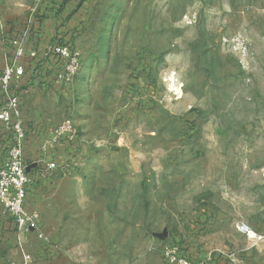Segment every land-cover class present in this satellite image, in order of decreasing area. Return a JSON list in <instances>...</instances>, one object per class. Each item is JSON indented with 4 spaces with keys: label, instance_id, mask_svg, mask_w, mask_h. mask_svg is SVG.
I'll use <instances>...</instances> for the list:
<instances>
[{
    "label": "rangeland",
    "instance_id": "rangeland-1",
    "mask_svg": "<svg viewBox=\"0 0 264 264\" xmlns=\"http://www.w3.org/2000/svg\"><path fill=\"white\" fill-rule=\"evenodd\" d=\"M31 6L0 1V73H28L0 88V111L18 98L33 150L55 144L28 164L49 246L0 211L1 264L24 251L34 264H166L171 242L201 264L246 254L238 223L264 231V0H76L49 44L80 53L69 84L49 47L39 75L18 53L41 37ZM67 119L77 137L59 142ZM12 144L0 122V162Z\"/></svg>",
    "mask_w": 264,
    "mask_h": 264
},
{
    "label": "built area",
    "instance_id": "built-area-1",
    "mask_svg": "<svg viewBox=\"0 0 264 264\" xmlns=\"http://www.w3.org/2000/svg\"><path fill=\"white\" fill-rule=\"evenodd\" d=\"M61 8L57 0H32L30 8V31L40 35L43 31V18L47 9L59 11ZM20 55L26 54L29 61L35 62L38 53L34 50L25 52L18 50ZM50 58L59 65L57 78L60 82L71 83L82 69V58L70 44L54 41L49 47ZM27 74L25 66L12 65L0 73V88L8 92L12 83L21 80ZM18 98H12L9 104L0 111V122L6 125L12 136V148L6 158L0 162V210L9 216L12 224L21 236H31L43 247L49 246L48 237L41 224L40 213L36 207L29 205L32 186L29 172V159L26 155L29 138L25 125H22L17 107ZM57 141L71 142L77 137L73 122L65 120L55 131ZM48 169H55L56 164L51 163ZM238 233L244 236L248 243L247 250H253L264 245V231L253 229L244 222L236 226ZM161 257L166 264H201L196 262L190 254L187 244L178 245L171 242L163 247ZM236 257H230L231 262ZM32 254L24 251L21 260L12 261L10 264H34ZM1 264V262H0Z\"/></svg>",
    "mask_w": 264,
    "mask_h": 264
},
{
    "label": "crops",
    "instance_id": "crops-1",
    "mask_svg": "<svg viewBox=\"0 0 264 264\" xmlns=\"http://www.w3.org/2000/svg\"><path fill=\"white\" fill-rule=\"evenodd\" d=\"M6 1H8V0H6ZM67 1H68V4L65 3ZM75 1L76 0H57V3L60 4V6H64V3L67 4V5H65L67 7L66 10L63 11L62 13H59L61 8L59 9V11L47 9V11L45 12V17L43 18V31L40 34L41 37L38 39H35V42H36V43H34L35 45L30 47L31 49H33L34 51L39 53V55L37 57V60H35V62H32V61L30 62L28 60L29 63H31L33 65V67H34L33 69H34V72L36 73V75H39L43 72L44 64H42V63L38 64L37 62L41 61L40 59L43 57L45 51L49 47V44H51V40L54 37L55 33L57 31H58V33H61L62 31H64V29L61 27L58 30V27H57L58 19L65 18L68 15L69 11H71V9H72L70 7V5L75 4ZM25 69H26V67H25ZM26 72H27V70H26ZM27 76H28V73L25 75V77L23 79L27 78ZM53 145H55V144L45 146V148L48 149L49 147H54ZM32 146L33 145H31V142L29 140V143L27 145V150H26V155H27L28 159L30 161H35V162L41 161L42 157L44 156V154H43L44 145H42V143L38 144V146H36L37 149L35 151L33 150ZM242 237H244V236H242ZM248 257L250 259H248ZM236 258L237 259L233 264H245L244 262L247 263L248 261H250V263H248V264H257V258H262V259L264 258V246L262 245V246H259V248H257V249L247 250L246 254H240ZM221 263L231 264L230 257H228V256L223 257ZM212 264H217V263L214 262Z\"/></svg>",
    "mask_w": 264,
    "mask_h": 264
},
{
    "label": "trees",
    "instance_id": "trees-1",
    "mask_svg": "<svg viewBox=\"0 0 264 264\" xmlns=\"http://www.w3.org/2000/svg\"><path fill=\"white\" fill-rule=\"evenodd\" d=\"M62 7V6H61Z\"/></svg>",
    "mask_w": 264,
    "mask_h": 264
}]
</instances>
